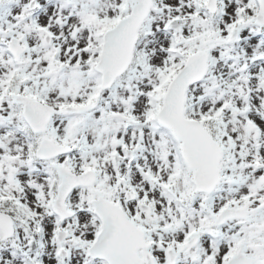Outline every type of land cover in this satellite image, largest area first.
Wrapping results in <instances>:
<instances>
[{"label":"snow or ice","instance_id":"1","mask_svg":"<svg viewBox=\"0 0 264 264\" xmlns=\"http://www.w3.org/2000/svg\"><path fill=\"white\" fill-rule=\"evenodd\" d=\"M0 264H264V0H0Z\"/></svg>","mask_w":264,"mask_h":264}]
</instances>
